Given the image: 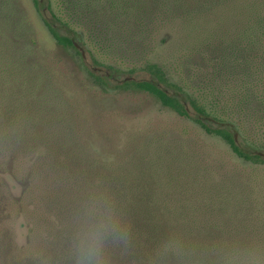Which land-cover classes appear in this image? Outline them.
Returning <instances> with one entry per match:
<instances>
[{
	"label": "trees",
	"instance_id": "obj_1",
	"mask_svg": "<svg viewBox=\"0 0 264 264\" xmlns=\"http://www.w3.org/2000/svg\"><path fill=\"white\" fill-rule=\"evenodd\" d=\"M33 3L39 6V0ZM49 4L56 21H45L49 32L64 50H74L97 85L105 88V78L88 67L76 41L58 33L57 26L80 34L93 60H135L130 73L140 69L151 77H129L115 89L148 93L182 117L193 113L194 121L224 140L238 158L264 163V0ZM34 34L20 0H0V264H69L66 250L74 223L83 203L96 197L106 198L127 226L126 240L112 242L111 264H193L190 255L198 245L182 234L176 237L165 219V213L178 214L164 204L161 187L154 186L160 178L181 202L203 203L191 211L217 204L231 220L250 219L245 224L250 234L257 223L264 229V202L258 206L254 193L239 190L235 180L204 187L207 179L194 176L189 189L179 158L169 156L164 166L162 155L124 163L104 160L83 133L75 101L57 87L53 65L32 60L37 56ZM172 38L183 50L181 60H175L176 79L171 68L149 61L159 44ZM18 217L27 226L25 248L15 238ZM209 252L205 248L196 260Z\"/></svg>",
	"mask_w": 264,
	"mask_h": 264
},
{
	"label": "rangeland",
	"instance_id": "obj_2",
	"mask_svg": "<svg viewBox=\"0 0 264 264\" xmlns=\"http://www.w3.org/2000/svg\"><path fill=\"white\" fill-rule=\"evenodd\" d=\"M20 2L35 33L37 56L32 60H48V66L53 65L52 74L57 87L75 101L81 113L78 121L82 130H85L83 133L88 132L91 145L104 156V160L124 163L130 157L149 159L162 155L165 161L161 158L160 162L164 166L169 156L176 157L186 166L180 174L189 189L194 176L207 179L204 187L210 183L228 184L235 180L239 182V190H251L254 193L258 206L264 202V163L245 162L238 158L224 140L208 135L194 121L193 113L191 118L182 117L164 108L148 93L115 89V84L129 77L151 78L140 69L130 73V69H134L132 61L135 60H111L105 57L93 60L87 52L88 59L85 61L88 67L101 74L107 82L105 88L97 85L81 66L82 60L74 50H64L49 32L45 21L56 22L48 9L49 0H39L37 8L33 0ZM51 8L57 13L54 3ZM56 28L58 33L71 36L90 51L81 41L80 34L72 33L62 26ZM182 51L177 39L172 38L166 45L159 44L149 61L171 68L174 74ZM173 76L177 78L176 73ZM169 89L175 92L173 88ZM245 146L249 151L255 150ZM138 151L141 154H137ZM176 168L181 170L182 165H175ZM158 183L154 186L161 187L166 200H163L164 204L167 202L170 211L178 214L165 213V219L175 230L176 237L182 234L188 241L198 245L196 253L190 251L194 253L190 255L193 264H264V229L259 223L250 234L245 225L250 219L231 220L229 215L220 214L215 206L217 204L204 203L203 212L191 211L200 208L203 203L181 202L177 194H173L167 180L160 178ZM12 184L14 192L19 194L21 188L14 180ZM14 227L17 244L22 248L27 247L28 233L24 219L16 218ZM205 248L213 253L209 252L202 261H197L196 254ZM235 255L238 257L234 258Z\"/></svg>",
	"mask_w": 264,
	"mask_h": 264
},
{
	"label": "clouds",
	"instance_id": "obj_3",
	"mask_svg": "<svg viewBox=\"0 0 264 264\" xmlns=\"http://www.w3.org/2000/svg\"><path fill=\"white\" fill-rule=\"evenodd\" d=\"M127 226L104 197L86 200L66 250L69 264H111L113 241H125Z\"/></svg>",
	"mask_w": 264,
	"mask_h": 264
},
{
	"label": "water",
	"instance_id": "obj_4",
	"mask_svg": "<svg viewBox=\"0 0 264 264\" xmlns=\"http://www.w3.org/2000/svg\"><path fill=\"white\" fill-rule=\"evenodd\" d=\"M76 46L80 49V51H81L83 57L85 58V57H86V54H85V50H84V48L81 47V46H79V45H76ZM129 79H131V78H129ZM235 138H236V136H235ZM259 154H261V153H259Z\"/></svg>",
	"mask_w": 264,
	"mask_h": 264
},
{
	"label": "flooded vegetation",
	"instance_id": "obj_5",
	"mask_svg": "<svg viewBox=\"0 0 264 264\" xmlns=\"http://www.w3.org/2000/svg\"><path fill=\"white\" fill-rule=\"evenodd\" d=\"M75 44L81 46V45L78 44L77 42H75ZM81 47H82V46H81ZM84 50H85V48H84ZM85 54H86V51H85ZM87 59H88V58H87V54H86V57H85V58L83 57V60H87Z\"/></svg>",
	"mask_w": 264,
	"mask_h": 264
}]
</instances>
